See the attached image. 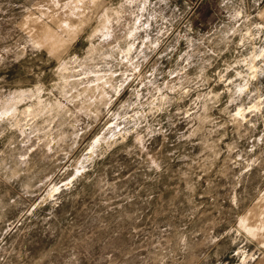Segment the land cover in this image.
I'll list each match as a JSON object with an SVG mask.
<instances>
[{
  "label": "rangeland",
  "instance_id": "374dc122",
  "mask_svg": "<svg viewBox=\"0 0 264 264\" xmlns=\"http://www.w3.org/2000/svg\"><path fill=\"white\" fill-rule=\"evenodd\" d=\"M152 1L0 0V264L264 253V24Z\"/></svg>",
  "mask_w": 264,
  "mask_h": 264
},
{
  "label": "crops",
  "instance_id": "0c3cea01",
  "mask_svg": "<svg viewBox=\"0 0 264 264\" xmlns=\"http://www.w3.org/2000/svg\"><path fill=\"white\" fill-rule=\"evenodd\" d=\"M145 1H146V4H147L146 7L148 9H150V7L153 6V1L152 0H145ZM173 1L175 3L177 2L178 5H180V6H187V5L193 4L197 0H173ZM235 1L237 2L236 5L238 7H239V5H241L242 8H246L247 11H248V12L246 11L247 13H249V11H253V15H256V17L258 18L255 23L264 24V0H235ZM232 2H234V0H232ZM261 227H263V225ZM247 228H248L249 231L254 232V233H257L259 231L260 232H264L263 229H261V228L258 229L256 226H249L248 225ZM223 233H224V231L219 229L217 231V233H214V231L208 232L207 236L210 237L212 235L211 237L217 238L219 236H223ZM253 238H254V239H252L253 245L256 248V246H255V243H257L256 236L253 237ZM261 245H260V247H261ZM233 259L234 260H232V262H231L232 264H234V262H235V264H241V263H245V264H264V253L263 254L262 253L261 254H257V255H249V256H247V257H245L243 259V260H246V261H242V262L238 259V257H237V259H235L233 257Z\"/></svg>",
  "mask_w": 264,
  "mask_h": 264
}]
</instances>
